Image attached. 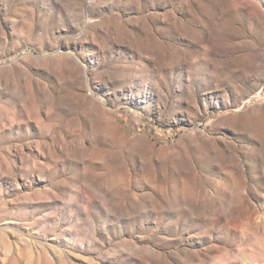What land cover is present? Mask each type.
<instances>
[{
    "label": "rangeland",
    "instance_id": "1",
    "mask_svg": "<svg viewBox=\"0 0 264 264\" xmlns=\"http://www.w3.org/2000/svg\"><path fill=\"white\" fill-rule=\"evenodd\" d=\"M264 0H0V264H264Z\"/></svg>",
    "mask_w": 264,
    "mask_h": 264
},
{
    "label": "built area",
    "instance_id": "2",
    "mask_svg": "<svg viewBox=\"0 0 264 264\" xmlns=\"http://www.w3.org/2000/svg\"><path fill=\"white\" fill-rule=\"evenodd\" d=\"M259 93H260V96L264 95V90L262 89Z\"/></svg>",
    "mask_w": 264,
    "mask_h": 264
}]
</instances>
